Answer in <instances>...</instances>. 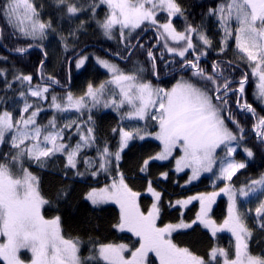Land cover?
Masks as SVG:
<instances>
[{
    "label": "snow or ice",
    "instance_id": "6c2138e0",
    "mask_svg": "<svg viewBox=\"0 0 264 264\" xmlns=\"http://www.w3.org/2000/svg\"><path fill=\"white\" fill-rule=\"evenodd\" d=\"M253 165L264 0H0V264H264Z\"/></svg>",
    "mask_w": 264,
    "mask_h": 264
},
{
    "label": "trees",
    "instance_id": "16d2710c",
    "mask_svg": "<svg viewBox=\"0 0 264 264\" xmlns=\"http://www.w3.org/2000/svg\"><path fill=\"white\" fill-rule=\"evenodd\" d=\"M93 43H95V41H93ZM97 51H99L101 53L103 52V45L102 44L98 45ZM74 76H76V79H75V82H74L73 90L76 91V92H78L80 87L82 85H84L89 79H97V82H98L99 79H104V76L99 75L97 73H93L91 71L86 72V73H84L82 75L76 74L74 72ZM249 95L251 96L250 93H249ZM112 115H114V114H112ZM112 123H114V121H112L111 118L109 117L106 120L105 127H107L108 124H112ZM261 170H264V169L257 168L256 165H253V170H248L246 174L247 175H258L259 171H261ZM244 179H245V176L241 175L239 177V181H237V183H239L240 181H243ZM207 183L208 182L205 181L204 183L199 184L198 185V189L199 190H203L205 188V186L207 185ZM218 214H219V210H218ZM105 215H107V214H105ZM189 215H191V213H189ZM73 223H75V221H73ZM223 235L225 237L227 236V234H223ZM195 238H196L195 236H186V237H178L177 239L178 240H183L186 243H191ZM221 243L226 245L227 244V239L222 240ZM205 246H206V241L201 243V244H199V245H197L198 249H200V250H202Z\"/></svg>",
    "mask_w": 264,
    "mask_h": 264
}]
</instances>
